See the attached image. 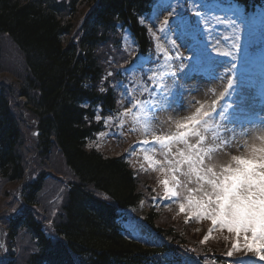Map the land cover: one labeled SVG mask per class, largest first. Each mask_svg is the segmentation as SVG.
<instances>
[{
	"label": "trees",
	"instance_id": "16d2710c",
	"mask_svg": "<svg viewBox=\"0 0 264 264\" xmlns=\"http://www.w3.org/2000/svg\"><path fill=\"white\" fill-rule=\"evenodd\" d=\"M150 2L0 0V48L1 40L8 39L23 65L20 73L8 76L0 63V186L31 176L26 175L24 117L34 121L37 131L35 139L27 133L36 158L31 166L49 167L50 156L57 152L74 177L61 214L53 221L52 237L43 233L33 212L43 180L22 187L25 209L5 222L11 243L25 231L34 247L21 264H185L211 254L221 259L216 254L222 251L189 237L185 226L153 210L145 223L169 247L124 238L116 212L138 205L145 179H137L122 158H105L86 147L99 126L90 105H115L108 85L101 88L105 93L98 86L105 83V61L116 26H129L139 50L145 51L149 38L140 19ZM3 264H17L15 255L9 253Z\"/></svg>",
	"mask_w": 264,
	"mask_h": 264
},
{
	"label": "snow or ice",
	"instance_id": "6c2138e0",
	"mask_svg": "<svg viewBox=\"0 0 264 264\" xmlns=\"http://www.w3.org/2000/svg\"><path fill=\"white\" fill-rule=\"evenodd\" d=\"M197 16H200L199 12ZM217 20L218 23L227 26L235 25V21L231 18H217ZM163 23L167 25L169 21L165 19ZM235 47L233 43V48ZM223 55L227 57L232 53L225 52ZM232 86V81L228 80L227 87L231 89ZM164 87L163 81L153 85L154 89ZM224 95L221 93V100ZM217 104V100H213L207 108L204 104H200L190 115L177 119L174 134L153 135L152 145H158L163 151L164 163L168 166L159 168V171L165 173L167 177L160 181L164 189L163 198L179 199L181 196L179 189L183 187L187 194L183 201L179 202V212L186 214L189 219L194 217L198 222L208 220L212 225L201 243H207L212 238L213 231L226 230L234 237L231 247L226 252L227 257H233L235 253L243 251L245 254L252 253L259 260L264 261V126L241 131L239 135L244 139V143L238 144V151L242 154L231 155L230 162L216 171L213 166L205 163L208 155L236 142L235 129L222 128L216 124L213 130L219 132V135L214 138L220 141L221 148L204 146L205 133L210 130V121L215 123L214 113L217 112ZM153 107L147 101L134 100L121 116L131 115L133 122L140 125L147 135L152 122ZM219 116L221 121L226 119L222 111ZM96 119L99 121L100 116L97 115ZM224 131L232 133L231 139L223 138ZM250 133H254L251 135V142L247 139ZM192 137L196 138L195 144L189 143ZM140 143L142 146L149 145L147 139ZM173 145L184 147L177 148L172 159H168ZM144 159L154 170L160 163L153 160L147 154V150ZM180 176L186 177L187 181L182 183ZM193 182L197 186L188 188L187 184ZM187 222L188 220L185 221ZM231 264H245V262L232 261Z\"/></svg>",
	"mask_w": 264,
	"mask_h": 264
},
{
	"label": "rangeland",
	"instance_id": "374dc122",
	"mask_svg": "<svg viewBox=\"0 0 264 264\" xmlns=\"http://www.w3.org/2000/svg\"><path fill=\"white\" fill-rule=\"evenodd\" d=\"M165 10L166 9L164 7L163 12H166ZM160 12H162V5H159V13ZM167 16H168L167 13L164 16L160 14L155 20V22L151 25V27H153L155 23L162 24V19L164 20L165 17ZM212 22L214 24L217 23L216 20ZM217 26L222 28L223 24L218 23ZM225 33L226 35H230V32H225ZM0 49H1L0 50V60H1L0 63H1V68L4 71V75L13 76L11 74L14 73L16 75L20 73L22 66H23L22 58L20 54L18 53V51L16 50V48L13 46V44L8 39L4 38L1 40ZM190 86L193 92L195 91L198 92V87L196 84H190ZM206 89H208V87ZM206 89H204L205 92L199 91L197 96L190 97L187 95L186 104H184V106L181 108L178 107L176 111L173 112V115H171L168 119L163 120L162 123L159 122L161 119L159 115H158V118L152 117L151 126L148 130L147 135L145 134V130L140 125L135 124L133 122L131 115L124 116L123 120L120 122L122 125V129L120 130V133L118 136L119 138H117L118 140L122 138V140L118 142L119 147L116 148L117 141L113 140L115 138H109L110 140L108 144L101 145L100 151H102L103 154H106L108 156H114V155L119 154L120 150L121 152L125 150L127 151V145H129L130 142L135 139L144 138V136L149 137V135L150 136L168 135V134L175 133L176 132L175 121L177 119L190 115L192 112L195 111L196 107L200 106V104H204L205 107L207 108L210 105V103L213 100H215V97H212V94H209ZM190 102H193V103H190ZM123 109L125 111L127 109V106L124 105ZM23 122H24L23 124L25 127L24 129L25 134L27 135L26 141H25L26 150L24 152L25 161L27 163L29 162L30 165H34V160L36 158L34 159V155L32 156L33 154L32 153L33 144L31 141L32 139L27 134L30 130L28 126L32 125L33 121L29 122L28 119L24 117ZM256 127L257 126L252 127L249 130L254 129ZM253 134L254 133H250L249 137L247 138L249 142H251V135ZM214 137L216 136L212 135L209 140L206 139L205 145H204L206 148H214V149L221 148L220 141L218 139H215ZM196 142L197 141L195 137H192L189 139V143L191 144H195ZM243 143H244V140H243ZM183 147H184L183 145H173L172 153L167 158L172 159V157L176 154L177 148L182 149ZM143 152L144 151L137 152V155L130 160V164L132 165V167L135 168L137 165H140L144 169H148L149 177H147V180L152 184L154 180H156L157 183H159L161 180L167 178L165 173H161L159 171L160 167H165V168L168 167L167 164L164 163L165 162L164 153H156L152 150L147 152V154L153 160L160 162L159 164L155 166V170H154V168L150 167L149 163L145 161L144 159L145 152L144 154ZM241 154L242 153L238 151V145L223 147L221 150L210 153L208 157L206 158L205 163L210 166H213L216 171H219L222 167L226 166L230 162L231 155H241ZM50 158H51L50 160L52 161V163L51 162L48 163L49 167H45L42 169V167H39L36 164L34 168L35 169L37 168V171L43 170L42 173H52V175L58 179L57 183H55L52 180L46 179L45 188L43 192L39 194V197H38L39 199H38V204H37L38 207L35 211L38 220L44 223L45 231L51 233V229L49 226L50 220H52L55 217V215L58 212H60V207L65 198V192H66L65 185L73 181L74 178L72 177L70 171L63 164L62 160L58 157V155L53 153L50 156ZM185 170H186V166H185ZM180 180L182 181V183H185L187 181V178L184 176H180ZM193 181H194V178H193ZM196 186L197 185L195 184V182L187 184V187L190 189L195 188ZM21 187H22V184H19L18 186L15 184L7 185V187L3 185L0 186V196H4V193L6 192V190L10 191L8 192V194H10L9 197H11V198H8V203H9L8 205L12 206V208L9 209L10 211L15 210V208H17L20 205L18 203V199L15 196ZM179 191L181 193V196L179 197V199L167 200L163 198V200L159 202L161 205L166 207L165 208L166 212H163L161 216L163 217L164 215H166L165 217H168L171 223L172 221H174L173 224H177V223L181 224V221L183 219L186 220L187 218L188 219V222H187L188 236L199 240V237L202 231L206 229L207 227H210V228L212 227L211 222L208 220H202L198 222L194 217L192 219H189L186 214H181L179 212V202L183 201V198L187 193L183 187H181ZM146 211L147 210L145 208V205L141 204L137 209L130 210L127 213V215H129L130 218L141 220L145 216ZM167 213L174 214L176 220L173 219L171 216L167 215ZM232 236L233 235L228 233L226 230L224 231L215 230L216 238L215 240H212L210 243L213 246V248H215L216 250L223 251L227 249L229 245V240L231 239ZM225 237H227V239H225ZM27 239L28 237L25 236L23 233H22V236L21 235L19 236V242H17L18 243L17 250L14 249L17 264H21L24 262V257L26 253H28V250H30V245H29L30 242L27 241Z\"/></svg>",
	"mask_w": 264,
	"mask_h": 264
}]
</instances>
